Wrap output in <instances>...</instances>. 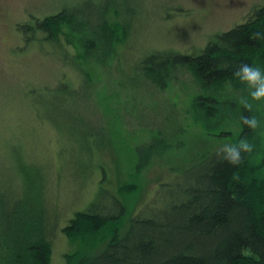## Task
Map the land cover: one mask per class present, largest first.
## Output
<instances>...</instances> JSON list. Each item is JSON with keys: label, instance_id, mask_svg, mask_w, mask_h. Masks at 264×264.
Listing matches in <instances>:
<instances>
[{"label": "trees", "instance_id": "trees-1", "mask_svg": "<svg viewBox=\"0 0 264 264\" xmlns=\"http://www.w3.org/2000/svg\"><path fill=\"white\" fill-rule=\"evenodd\" d=\"M125 4L101 0V6L90 13L62 4L56 10L50 8L49 14L29 13L27 21L16 24V31L24 43L51 45L63 65L73 58L86 64L97 62L99 57L104 61L111 54L121 61L130 45L139 50L145 28L142 21L135 22L134 33H130L129 7ZM112 9L115 20H111ZM256 33L264 37V5L253 7L243 22L216 34L198 52L188 55L160 49L139 59L146 77L161 87L175 70L194 78L201 90L193 101L194 124L212 140L237 144L247 139L254 144V151L242 153L235 166L222 159V147L193 154L189 165L158 184L128 224L120 194L132 193L135 188L124 184L117 193L100 189L88 208L69 220L65 231L71 240L106 244L97 254L70 256L69 264H264V126L251 130L241 123L237 136L225 127L233 115L240 122L241 116L264 121V101H252L250 90L233 75L242 63L264 69V38L257 39ZM143 37L146 40L149 36ZM80 68L77 66L86 77L84 95L94 99L92 70L89 66ZM58 84L44 96L40 91L33 98L37 90L31 91L28 112L46 114L50 119L52 113L75 112L66 101L68 95L76 96L80 91L65 81ZM242 99L253 104L252 111L243 108ZM174 120L167 124L176 132L160 134L161 139L155 138L139 152L137 174L152 164L155 153L170 151L176 147L170 142L185 136L190 126L184 120L177 124ZM53 127L56 138L62 139L59 126ZM17 154L20 157H12L14 162L5 169L7 185H0V264H51L49 224L53 225L52 215L59 206L45 182L42 187L31 184L35 172L28 169L36 167L16 165L23 162L24 151Z\"/></svg>", "mask_w": 264, "mask_h": 264}, {"label": "rangeland", "instance_id": "rangeland-1", "mask_svg": "<svg viewBox=\"0 0 264 264\" xmlns=\"http://www.w3.org/2000/svg\"><path fill=\"white\" fill-rule=\"evenodd\" d=\"M121 2L129 7L131 34L135 22L145 24L139 50L130 45L121 61L111 54L104 61L99 57L97 62L86 64L73 58L63 65L48 43H24L16 24L27 21L29 13L49 14L62 4L90 13L101 6V0H0V185H7L5 169L14 162L12 157L18 158L17 152L24 151L23 162L16 165L36 167L28 169L31 174L35 172L31 184L42 187L45 182L59 206L52 215L53 225L49 224L51 264H69V257L76 253L97 254L104 248L106 243L99 244L92 238L93 242L71 240L65 231L69 220L87 209L100 189L117 193L124 184L135 188L132 193L120 194L127 207L128 224L158 184L183 165H189L193 154L232 144L230 140L206 137L194 124L193 101L201 93L194 78L175 70L161 87L146 77L139 59L160 49L188 55L198 52L216 34L243 22L253 7L264 5V0ZM113 10L111 20L116 19ZM143 34L149 37L145 40ZM69 51L75 54L73 49ZM77 66L91 68L92 85L96 86L94 99L84 95L86 77ZM60 81L80 91L79 95H68L66 101L75 112L52 113L51 119L46 114L28 112L27 105L40 91V96L47 95L49 88L58 86ZM34 90L37 93L33 97ZM234 116H229L225 127L237 136L242 124ZM171 118H175L174 123L184 120L190 126L185 136L172 140L170 143L176 147L170 151L155 153L152 164L137 174L139 152L155 138L161 139L160 134L176 132L167 124ZM54 125L62 131V139L56 138ZM260 126H264V121Z\"/></svg>", "mask_w": 264, "mask_h": 264}, {"label": "clouds", "instance_id": "clouds-1", "mask_svg": "<svg viewBox=\"0 0 264 264\" xmlns=\"http://www.w3.org/2000/svg\"><path fill=\"white\" fill-rule=\"evenodd\" d=\"M256 37L257 39L264 38L260 33H256ZM233 75L250 90L249 96L252 101H264V69L248 63H242ZM241 103L246 111H252L253 104L247 99H242ZM241 123L251 130H256L260 127V121L255 116H241ZM254 147V144L242 138L237 144H225L220 149V155H222L223 160L235 166L241 162V154H251L254 151Z\"/></svg>", "mask_w": 264, "mask_h": 264}]
</instances>
